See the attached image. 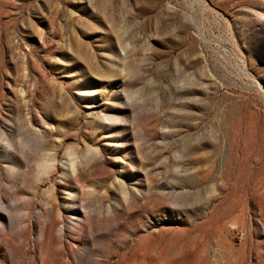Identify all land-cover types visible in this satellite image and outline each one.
Masks as SVG:
<instances>
[{"label": "rangeland", "instance_id": "rangeland-1", "mask_svg": "<svg viewBox=\"0 0 264 264\" xmlns=\"http://www.w3.org/2000/svg\"><path fill=\"white\" fill-rule=\"evenodd\" d=\"M264 264V0H0V264Z\"/></svg>", "mask_w": 264, "mask_h": 264}, {"label": "bare ground", "instance_id": "bare-ground-1", "mask_svg": "<svg viewBox=\"0 0 264 264\" xmlns=\"http://www.w3.org/2000/svg\"><path fill=\"white\" fill-rule=\"evenodd\" d=\"M44 264V263H43Z\"/></svg>", "mask_w": 264, "mask_h": 264}]
</instances>
